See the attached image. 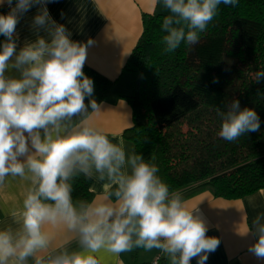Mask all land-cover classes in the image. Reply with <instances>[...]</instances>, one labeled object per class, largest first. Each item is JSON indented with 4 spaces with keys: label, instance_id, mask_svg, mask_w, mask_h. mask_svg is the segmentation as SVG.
<instances>
[{
    "label": "clouds",
    "instance_id": "9594fccd",
    "mask_svg": "<svg viewBox=\"0 0 264 264\" xmlns=\"http://www.w3.org/2000/svg\"><path fill=\"white\" fill-rule=\"evenodd\" d=\"M55 0H0L10 11L0 15V191L13 185L19 198L3 203L0 213V264H106L135 249L158 250L170 264H206L220 241L207 236L205 222L194 215L182 192L171 190L153 160L114 143L93 116L101 105L92 99L94 82L83 72L87 44L50 16ZM160 3V0H157ZM164 53L181 43L193 46L218 14L219 5L239 0H162ZM39 6L37 35L17 51L16 26ZM14 69L19 78L6 75ZM264 80V70L254 74ZM214 83L218 82L215 78ZM86 98L88 102L86 103ZM218 136L234 142L260 130L254 109L233 99ZM78 176L106 187L92 199L73 198ZM251 202V201H250ZM254 229L248 251L264 260V213L242 234Z\"/></svg>",
    "mask_w": 264,
    "mask_h": 264
},
{
    "label": "trees",
    "instance_id": "16d2710c",
    "mask_svg": "<svg viewBox=\"0 0 264 264\" xmlns=\"http://www.w3.org/2000/svg\"><path fill=\"white\" fill-rule=\"evenodd\" d=\"M164 16L142 15L141 34L123 66L131 90L122 97L132 119L123 138L146 160L154 158L171 190L195 192V185L238 199L264 189V80L254 79L264 70V0L219 5L199 43L182 42L172 53L161 44ZM5 39L0 35V45ZM83 72L94 82L92 99L105 100L114 81L88 66ZM233 99L257 112L260 130L228 142L218 136L217 109L226 111ZM90 185L78 176L73 198L92 199Z\"/></svg>",
    "mask_w": 264,
    "mask_h": 264
},
{
    "label": "crops",
    "instance_id": "0c3cea01",
    "mask_svg": "<svg viewBox=\"0 0 264 264\" xmlns=\"http://www.w3.org/2000/svg\"><path fill=\"white\" fill-rule=\"evenodd\" d=\"M16 0H13L15 5ZM7 5H0V8ZM48 11L57 24L64 25L71 33V39L88 44L84 66H88L106 78L114 81L105 100L100 102L101 112L93 116L94 122L103 128L114 143L122 142L126 150L134 151L133 144L123 138V132L132 125L131 107L122 97L130 93V76L122 73L123 66L134 48L142 31V15L162 13L169 15L162 0H55L47 4ZM39 6L32 7L19 20L16 26V39L19 51L26 41H34L37 35L48 37L44 29L33 26ZM7 76L19 78L14 69L6 71ZM93 196H99L106 187L91 180ZM182 191L189 208H195L208 227L207 236L217 238L220 243L211 253L206 264H264L248 249L256 242L254 229L242 234L251 227L252 219L264 213V189H260L238 199L215 197L209 188H191ZM17 185L0 191V207L19 198ZM251 201V202H250ZM0 213V219H2ZM158 250L140 251L135 258L132 251L123 253L119 261L123 264H145ZM161 254V253H160ZM162 255V254H161ZM163 264H170L162 255ZM106 264H119L108 258ZM190 264H197L192 259Z\"/></svg>",
    "mask_w": 264,
    "mask_h": 264
},
{
    "label": "built area",
    "instance_id": "2783aa9c",
    "mask_svg": "<svg viewBox=\"0 0 264 264\" xmlns=\"http://www.w3.org/2000/svg\"><path fill=\"white\" fill-rule=\"evenodd\" d=\"M10 11L9 6L5 5L0 8V15H6ZM145 264H163L162 255L160 253L155 254L149 261Z\"/></svg>",
    "mask_w": 264,
    "mask_h": 264
}]
</instances>
